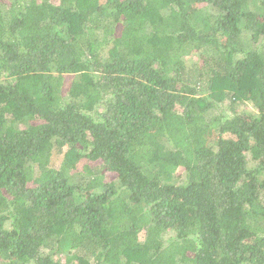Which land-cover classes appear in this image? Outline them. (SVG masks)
<instances>
[{
  "label": "trees",
  "instance_id": "trees-1",
  "mask_svg": "<svg viewBox=\"0 0 264 264\" xmlns=\"http://www.w3.org/2000/svg\"><path fill=\"white\" fill-rule=\"evenodd\" d=\"M0 264H264V0H0Z\"/></svg>",
  "mask_w": 264,
  "mask_h": 264
},
{
  "label": "rangeland",
  "instance_id": "rangeland-1",
  "mask_svg": "<svg viewBox=\"0 0 264 264\" xmlns=\"http://www.w3.org/2000/svg\"><path fill=\"white\" fill-rule=\"evenodd\" d=\"M249 108H250V107L248 106V109H247V110H249ZM249 111H250V110H249ZM179 173H182V171H179Z\"/></svg>",
  "mask_w": 264,
  "mask_h": 264
}]
</instances>
